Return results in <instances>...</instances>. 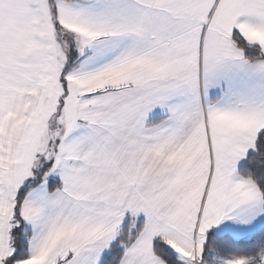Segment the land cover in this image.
<instances>
[{
  "label": "snow or ice",
  "instance_id": "1",
  "mask_svg": "<svg viewBox=\"0 0 264 264\" xmlns=\"http://www.w3.org/2000/svg\"><path fill=\"white\" fill-rule=\"evenodd\" d=\"M0 264H264V0H0Z\"/></svg>",
  "mask_w": 264,
  "mask_h": 264
}]
</instances>
